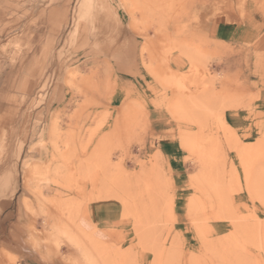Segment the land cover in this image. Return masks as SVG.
I'll return each mask as SVG.
<instances>
[{
  "label": "rangeland",
  "instance_id": "rangeland-1",
  "mask_svg": "<svg viewBox=\"0 0 264 264\" xmlns=\"http://www.w3.org/2000/svg\"><path fill=\"white\" fill-rule=\"evenodd\" d=\"M263 62L264 0H0V264H264Z\"/></svg>",
  "mask_w": 264,
  "mask_h": 264
},
{
  "label": "crops",
  "instance_id": "crops-1",
  "mask_svg": "<svg viewBox=\"0 0 264 264\" xmlns=\"http://www.w3.org/2000/svg\"><path fill=\"white\" fill-rule=\"evenodd\" d=\"M242 33L244 34L243 36ZM215 36L218 40L222 42H230L234 44L239 43L240 41L246 43L247 41H250L253 38L251 36L250 30L241 32L237 26H234L232 23H227L225 21H221L217 24L215 28ZM261 69L264 70V62L261 66ZM260 93L263 96L262 103L264 104V84Z\"/></svg>",
  "mask_w": 264,
  "mask_h": 264
}]
</instances>
